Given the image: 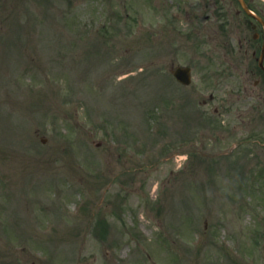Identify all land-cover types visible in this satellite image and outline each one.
Masks as SVG:
<instances>
[{"label":"rangeland","instance_id":"obj_1","mask_svg":"<svg viewBox=\"0 0 264 264\" xmlns=\"http://www.w3.org/2000/svg\"><path fill=\"white\" fill-rule=\"evenodd\" d=\"M224 6L0 0V264H264L259 30Z\"/></svg>","mask_w":264,"mask_h":264},{"label":"water","instance_id":"obj_2","mask_svg":"<svg viewBox=\"0 0 264 264\" xmlns=\"http://www.w3.org/2000/svg\"><path fill=\"white\" fill-rule=\"evenodd\" d=\"M239 1L243 5V7L248 11L244 0H239ZM248 12L250 13V11H248ZM175 75L178 78V80H180L181 82H183L185 84H189L190 83V69L189 68H185V69L179 68L175 72Z\"/></svg>","mask_w":264,"mask_h":264}]
</instances>
